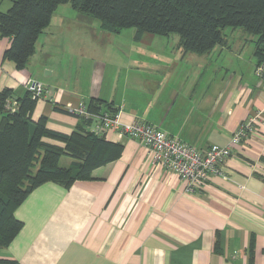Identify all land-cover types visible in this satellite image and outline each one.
I'll use <instances>...</instances> for the list:
<instances>
[{
  "label": "crops",
  "instance_id": "1",
  "mask_svg": "<svg viewBox=\"0 0 264 264\" xmlns=\"http://www.w3.org/2000/svg\"><path fill=\"white\" fill-rule=\"evenodd\" d=\"M60 6L24 68L5 56L11 37H0V92L10 90L8 107L36 78L47 90L33 118L47 116L52 129L77 130L79 118L67 109L94 97L113 102L122 122L148 121L201 149L230 144L241 122L263 112L220 172L194 193L154 162L140 140L109 131L107 139L123 144L120 157L70 188L52 181L35 188L16 209L23 227L0 248V258L15 264H264V78L256 73L255 47L244 42L249 36L233 33L205 53L184 52L177 37L171 48L141 50L132 65L110 73L72 51L70 60L57 59L66 53L58 31L81 25L72 6ZM65 11L76 19L68 23ZM141 36L148 46L156 35Z\"/></svg>",
  "mask_w": 264,
  "mask_h": 264
},
{
  "label": "trees",
  "instance_id": "2",
  "mask_svg": "<svg viewBox=\"0 0 264 264\" xmlns=\"http://www.w3.org/2000/svg\"><path fill=\"white\" fill-rule=\"evenodd\" d=\"M10 1V8L0 10V37H11L5 56L18 68L28 64L57 7L69 2L78 18H99L101 28L109 32L131 26L138 33L176 32L184 52L205 53L224 45L223 30L240 27L256 36V65L264 69V0ZM9 96V89L0 92V248L9 245L22 229L15 211L35 188L50 181L70 188L77 180L92 178L95 169L116 160L123 151L121 142L90 129L92 116L72 113L79 118L77 130L64 133L49 127L45 115L33 118L39 98L29 91L12 108L6 102ZM88 102L91 114L119 110L107 100L92 97ZM0 264L15 261L0 258Z\"/></svg>",
  "mask_w": 264,
  "mask_h": 264
},
{
  "label": "built area",
  "instance_id": "3",
  "mask_svg": "<svg viewBox=\"0 0 264 264\" xmlns=\"http://www.w3.org/2000/svg\"><path fill=\"white\" fill-rule=\"evenodd\" d=\"M263 70V66L257 67V75L263 76ZM26 88L33 97L41 98L46 95V86L39 79H29ZM88 104V101H83L77 107H69L67 110L70 113L92 116L94 121L90 129L96 134L105 135L109 131H117L140 140L148 148L152 160L175 172L186 182V190L191 193L202 188L212 175L220 172L221 165L232 154V147L249 136L263 112L257 110L241 122L230 144H211L206 149H201L193 143L167 134L159 126L148 121L135 119L131 122H122L120 110L113 114L110 112L91 114Z\"/></svg>",
  "mask_w": 264,
  "mask_h": 264
},
{
  "label": "rangeland",
  "instance_id": "4",
  "mask_svg": "<svg viewBox=\"0 0 264 264\" xmlns=\"http://www.w3.org/2000/svg\"><path fill=\"white\" fill-rule=\"evenodd\" d=\"M11 5L12 2L10 0H0V10L2 11H6L11 7ZM68 6L71 7V3L67 2L61 4L60 7L63 9H60V11L67 10L66 8H69ZM67 12L68 11H65L66 17H68L66 20L68 23L72 17L76 19L75 16H70ZM88 18L92 19L89 21H82L79 18V21H81L80 26L71 23L66 28H62L58 31L63 35L61 39L65 40L61 49L66 53L64 56L58 55L57 59L64 57V62L66 59L70 60L69 56L72 55V51V53L78 58H83L81 60H84V57L95 59L104 65V68H106V70L110 73H118L123 67L132 65V60L134 58L133 54H136L141 50L156 51L171 48L172 45L177 42L176 38L179 37L176 32L165 35L155 34L156 36L154 39L150 37L151 43L147 46L146 43L148 42L143 41V36H141V34H146V32L138 33V28L135 26L126 27L120 32L113 33L101 28V21L99 18ZM233 33L247 34L249 37H246L244 41L247 48L255 47L256 36L246 33L242 28H233L228 26L223 30V34L228 41L229 36ZM241 36H239V39H241ZM36 53L37 49L31 57L33 58ZM54 59L55 57L51 56L49 58L50 61H54ZM43 74H46V70H44ZM62 75L63 78L67 77V70H65ZM65 161L66 156L62 158L61 162L65 163Z\"/></svg>",
  "mask_w": 264,
  "mask_h": 264
}]
</instances>
